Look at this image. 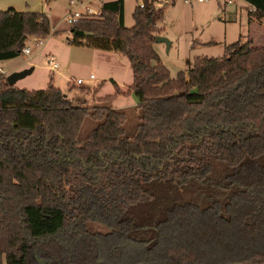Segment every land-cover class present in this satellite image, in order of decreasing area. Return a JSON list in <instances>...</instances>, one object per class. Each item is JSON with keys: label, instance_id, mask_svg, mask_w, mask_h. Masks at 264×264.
Masks as SVG:
<instances>
[{"label": "trees", "instance_id": "obj_1", "mask_svg": "<svg viewBox=\"0 0 264 264\" xmlns=\"http://www.w3.org/2000/svg\"><path fill=\"white\" fill-rule=\"evenodd\" d=\"M245 1L264 15V0ZM100 10L70 42L126 57L132 82L113 81L114 94H135L137 131L125 135L121 109L0 72V264H264V37L170 78L153 5L136 6L131 27L124 0ZM49 32L44 12L0 10V62Z\"/></svg>", "mask_w": 264, "mask_h": 264}, {"label": "rangeland", "instance_id": "obj_2", "mask_svg": "<svg viewBox=\"0 0 264 264\" xmlns=\"http://www.w3.org/2000/svg\"><path fill=\"white\" fill-rule=\"evenodd\" d=\"M173 2L156 7L153 16L154 33L170 41L169 47L165 42L155 40L152 44L160 62L169 70L170 78H174L180 70L189 68L196 56H222L225 46L238 39H251L253 45L262 43L264 30L258 32L250 26L244 0H233L231 4L223 0ZM86 3L96 11L101 6L97 0H86ZM43 4L51 24L49 34L44 38H28L25 46L29 47V53L1 61L2 73L8 75L13 67L32 68L31 73L18 79L14 85L42 90L51 82L62 90L73 106L102 104L118 107L127 115L125 135L134 136L139 123L137 98L133 92L114 94L113 81L123 91L132 82V71L126 57L116 51L71 43V24L66 20L70 9L68 0H43ZM136 6L137 0H124L123 22L126 27L134 24L132 13ZM39 40L42 41L39 43ZM51 55L59 64L56 69H51L46 62ZM90 74L94 76L93 79L89 78ZM76 78L83 79V83L76 84ZM110 94L114 95L109 100L100 103L95 100L97 95ZM95 124V121L86 119L81 128L82 137Z\"/></svg>", "mask_w": 264, "mask_h": 264}, {"label": "built area", "instance_id": "obj_3", "mask_svg": "<svg viewBox=\"0 0 264 264\" xmlns=\"http://www.w3.org/2000/svg\"><path fill=\"white\" fill-rule=\"evenodd\" d=\"M100 1L101 4L105 1V0H97ZM174 0H137V7L138 8H143L145 7L146 3H149L151 5H153L154 8L158 7V6H164L163 4L166 3V5L168 4H173ZM199 1H203V0H199ZM224 2H226L227 4H231L233 2V0H223ZM68 5H69V13L67 15V22L69 24H73L74 22H76L78 19L82 18V17H88V16H98L100 14V7L99 9L96 11L95 9L91 8L89 5H87L86 0H68ZM44 38V37H41ZM37 39V37H36ZM42 40H39L38 42L40 43ZM21 53H29V47H24L22 49ZM47 64L50 66L51 69H56L59 64L57 62V60L55 59V57L53 55L49 56L46 59ZM0 72H3V70L0 68ZM90 79H93L94 76L92 74L89 75ZM76 84H82L83 83V79L81 78H76L75 80Z\"/></svg>", "mask_w": 264, "mask_h": 264}, {"label": "crops", "instance_id": "obj_4", "mask_svg": "<svg viewBox=\"0 0 264 264\" xmlns=\"http://www.w3.org/2000/svg\"><path fill=\"white\" fill-rule=\"evenodd\" d=\"M244 2L247 5L246 6V10L249 12L250 9H251V6L245 0H244ZM43 5H44L43 4V0H0V10H6L8 8H12L15 11H19V12H21V11H40V12H44ZM249 24H250V26H252L254 28L255 31H258V32L263 31L264 30V15H258V16L249 17ZM16 70H21V69H20V67L19 68L18 67H13L11 69V72L12 71H16ZM105 78H110V76H106ZM95 97H96L95 100H97V102L100 103L101 101H98V98L102 97V95H97ZM80 105L81 106H88V107L91 106L90 104L89 105L88 104L87 105L80 104ZM92 106H95V105H92ZM97 106H102V104H98ZM115 108L119 109L118 107H115Z\"/></svg>", "mask_w": 264, "mask_h": 264}, {"label": "water", "instance_id": "obj_5", "mask_svg": "<svg viewBox=\"0 0 264 264\" xmlns=\"http://www.w3.org/2000/svg\"><path fill=\"white\" fill-rule=\"evenodd\" d=\"M155 41L165 42L167 47L170 46V41L164 36H156ZM31 72H32V68H23L21 70L12 71L8 75H6V80H7L8 84L14 85L18 79L26 76L27 74H29Z\"/></svg>", "mask_w": 264, "mask_h": 264}]
</instances>
